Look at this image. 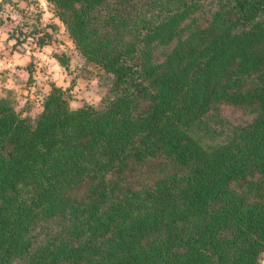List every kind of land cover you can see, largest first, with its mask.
I'll return each mask as SVG.
<instances>
[{"label":"trees","instance_id":"obj_1","mask_svg":"<svg viewBox=\"0 0 264 264\" xmlns=\"http://www.w3.org/2000/svg\"><path fill=\"white\" fill-rule=\"evenodd\" d=\"M48 1L109 90L0 96V264H261L264 0Z\"/></svg>","mask_w":264,"mask_h":264},{"label":"crops","instance_id":"obj_2","mask_svg":"<svg viewBox=\"0 0 264 264\" xmlns=\"http://www.w3.org/2000/svg\"><path fill=\"white\" fill-rule=\"evenodd\" d=\"M49 4L48 0H0V96L13 93L37 108L53 84L68 88L75 79L58 59L67 54L59 39L61 31L70 39L69 47L76 48L75 44ZM41 39L48 41L41 44Z\"/></svg>","mask_w":264,"mask_h":264},{"label":"rangeland","instance_id":"obj_3","mask_svg":"<svg viewBox=\"0 0 264 264\" xmlns=\"http://www.w3.org/2000/svg\"><path fill=\"white\" fill-rule=\"evenodd\" d=\"M49 7L51 9L52 5L49 4ZM61 32L62 35H60L59 39L62 41L64 48H67V54H65L71 60V62H69L68 70L70 69V72L75 77V81L73 80L69 86V88L72 90L70 92L72 106L76 107L85 102L94 105H100L102 103V99L108 93V84L105 81L103 82V80H100L99 76H82V74H85L86 69H88L90 72H93V74L94 70L90 63L80 54L76 48L69 47L68 42L70 39L63 35V30ZM85 79H87V81H85ZM8 96L13 101L16 108L19 109L23 114L36 118L40 108H37L35 104H25L21 102L20 99L16 98L13 93H9ZM223 111L233 122L240 123V121L248 118V115L244 114L242 110L237 108L224 107Z\"/></svg>","mask_w":264,"mask_h":264},{"label":"built area","instance_id":"obj_4","mask_svg":"<svg viewBox=\"0 0 264 264\" xmlns=\"http://www.w3.org/2000/svg\"><path fill=\"white\" fill-rule=\"evenodd\" d=\"M261 264H264V257H262L261 259Z\"/></svg>","mask_w":264,"mask_h":264}]
</instances>
